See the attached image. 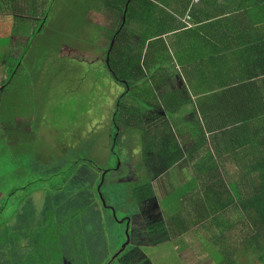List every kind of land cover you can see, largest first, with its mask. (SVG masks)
Returning <instances> with one entry per match:
<instances>
[{"label":"rangeland","instance_id":"1","mask_svg":"<svg viewBox=\"0 0 264 264\" xmlns=\"http://www.w3.org/2000/svg\"><path fill=\"white\" fill-rule=\"evenodd\" d=\"M116 1L37 0L38 31L0 69V264H185L175 259L181 242L171 251L131 239L151 174L138 127L147 89L117 81L106 65ZM157 190L163 212L178 213L181 191ZM125 218L132 245L120 252Z\"/></svg>","mask_w":264,"mask_h":264},{"label":"trees","instance_id":"2","mask_svg":"<svg viewBox=\"0 0 264 264\" xmlns=\"http://www.w3.org/2000/svg\"><path fill=\"white\" fill-rule=\"evenodd\" d=\"M35 5L37 0L32 9V36L39 29L35 19L43 16L42 5ZM115 8L117 23L109 39L106 65L117 81H126L128 85L140 79L147 53L155 49L169 51L163 36L187 29L186 24L174 20H185L186 16L188 20H206L198 30L209 34V40L201 42L198 48L205 46L207 51L198 50L184 74L190 75L188 82L193 91L208 81L212 85L206 96L195 98L194 103L202 117V122H196V129L210 133V150L196 161L195 173L180 188L185 195L191 194L184 218L178 214L172 221L182 232L204 223L213 224L220 231L218 242L222 243L232 239L227 236L232 235L231 229L241 227L243 245L251 249L257 263L264 264V0H197L194 4L192 0H117ZM133 24L141 31L137 40L133 38ZM25 27L28 31V24H22ZM175 58L185 70L187 61L180 60L178 54ZM170 59V55L163 54L144 61V66ZM152 91L150 88L149 92ZM119 131L116 125L115 143ZM200 137L204 143V135ZM175 146V140L170 139L169 147L175 153L167 152V165L162 170L180 160L182 153ZM138 191V205L155 197L150 181ZM150 227L166 230L163 221ZM228 261L221 257L216 263Z\"/></svg>","mask_w":264,"mask_h":264},{"label":"crops","instance_id":"3","mask_svg":"<svg viewBox=\"0 0 264 264\" xmlns=\"http://www.w3.org/2000/svg\"><path fill=\"white\" fill-rule=\"evenodd\" d=\"M33 6L34 0H0V25L2 22H6L4 26L5 32L3 29H0V69L7 68L8 60L11 57L14 59V62L15 60L19 61L16 56L19 53L21 54L22 47L27 38L31 37L33 33ZM29 19L32 22L28 23ZM35 20L42 22V17L37 16ZM205 21L174 20L175 23L186 24L187 29L163 36L162 38L165 40L169 51L164 52L155 49L156 51L147 53L148 55L145 56L144 61H150L151 58L156 59L163 54L164 56L170 55L173 59L160 63L155 62L151 66H144L143 61L141 66L142 74H140V79L136 82H142L143 87L147 89V96H144L145 98L143 97L141 100L145 110L141 119L138 120V127L141 132V139L148 141L145 142V145H148L149 149L145 151L142 160L145 161V164H147V167L151 171L149 177L155 197L139 204L143 227L142 231L132 234L131 239L136 242L133 243V246H137L138 248L154 249L159 245H163L167 246L171 251L174 250L175 245H178V242H181V250H178L175 259L185 264H217L216 262L221 257L229 259L226 264H259L256 261L257 257L252 254L251 249L247 250L243 245L241 227L231 229L229 234L232 235L227 236L232 237V239L224 243L218 242L220 231L213 224H209L208 220L206 222L209 225L204 223L205 225L196 226L183 232L181 231L182 229L175 228L172 218H175L178 214L184 218V208L188 205L186 202L191 198V194L185 195L184 191L180 192L179 201L181 202V209L180 211L178 210V213H172L171 210H168V214H165L159 201L160 195L157 185L165 188V197L172 195L176 190H180L187 183V178H190L195 173L193 165L207 150H210V133H203V131L200 132L196 129V122H202V117L201 114L197 113L194 103L195 98L205 97L208 92L207 89L209 88L210 91L212 85L208 81L201 85V89H194L193 91L188 82L191 80L190 75L184 74V71L187 73L186 68H188L194 54L198 50L201 51L200 53L207 51L205 46V50L198 48L201 42L209 40V34L201 32V29L198 30V28L203 27ZM115 23H117V20H112L111 24L114 25ZM22 24H28V31L27 27L25 29L22 28ZM132 26H135L133 29L136 30L133 38L137 40L141 31L136 25L133 24ZM176 54L180 56V60L185 59L187 61L185 70L177 62L175 58ZM200 59L195 60L194 65ZM3 82L4 80H0V91L3 90ZM150 88H152V92H149ZM176 104H179L181 107L177 108ZM193 111L195 114H192ZM199 125L203 127L202 123ZM202 135H204V143L203 138L200 137ZM170 139L175 140V147L180 149L182 156L178 162L168 167L167 170L165 168L162 170L161 168L167 165L165 163L167 152L171 153L174 151L173 148L169 147ZM125 167L128 168L127 171L130 173L129 168L131 165L126 164ZM134 175V180H136V173ZM144 210L147 213H144ZM142 213L144 214L142 215ZM160 221L165 223L166 230H160L159 227L158 229L150 227L152 224ZM200 233H203V236L208 241L201 243V239L195 238V235ZM136 234L138 236L134 238ZM129 244L132 245L130 242ZM204 244H209V248H213V250L207 252ZM152 260V262L150 260L148 262L150 264H157L154 258ZM170 263L172 264V262Z\"/></svg>","mask_w":264,"mask_h":264},{"label":"water","instance_id":"4","mask_svg":"<svg viewBox=\"0 0 264 264\" xmlns=\"http://www.w3.org/2000/svg\"><path fill=\"white\" fill-rule=\"evenodd\" d=\"M125 11H126V9L124 10V13H125ZM123 20H124V18H123ZM105 174H106V171H104V173H103L102 183H103V181H104V176H105ZM102 183H101V184H102ZM100 197H101V199H102V202H103L104 206H106L105 203H104V201H103V197H102L101 193H100ZM128 226H129V220L126 221V229H125L126 242H125V244L122 246L120 252H121V251L124 249V247H125L126 245H128L129 242H130V239H129V237H128V233H127V232H128Z\"/></svg>","mask_w":264,"mask_h":264},{"label":"flooded vegetation","instance_id":"5","mask_svg":"<svg viewBox=\"0 0 264 264\" xmlns=\"http://www.w3.org/2000/svg\"><path fill=\"white\" fill-rule=\"evenodd\" d=\"M128 219H129V218H128ZM128 219H127V220H128ZM127 220H126V221H127ZM126 221H124V222L126 223Z\"/></svg>","mask_w":264,"mask_h":264}]
</instances>
